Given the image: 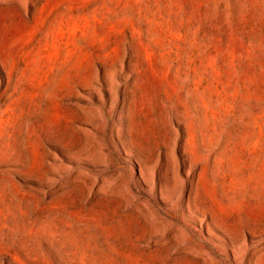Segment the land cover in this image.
Returning a JSON list of instances; mask_svg holds the SVG:
<instances>
[{"label":"rangeland","instance_id":"obj_1","mask_svg":"<svg viewBox=\"0 0 264 264\" xmlns=\"http://www.w3.org/2000/svg\"><path fill=\"white\" fill-rule=\"evenodd\" d=\"M0 264H264V0H0Z\"/></svg>","mask_w":264,"mask_h":264}]
</instances>
